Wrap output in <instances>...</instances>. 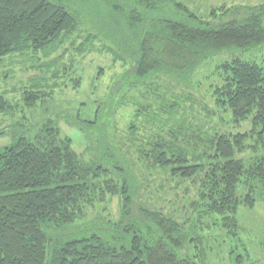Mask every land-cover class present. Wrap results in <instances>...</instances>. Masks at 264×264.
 <instances>
[{"label": "trees", "instance_id": "obj_1", "mask_svg": "<svg viewBox=\"0 0 264 264\" xmlns=\"http://www.w3.org/2000/svg\"><path fill=\"white\" fill-rule=\"evenodd\" d=\"M78 1L0 0V60L37 54L75 34L80 23L72 6ZM126 1L103 0L111 10H91L90 24L100 35L138 41L124 84L158 111L149 113L148 127L139 133L128 129L127 153L100 138L105 152L113 150V169L83 163L72 139L51 120L33 137L3 147L0 264H196L181 252L188 242L198 247L199 263L207 264L211 227L236 236L239 207L264 203V155L249 164L235 159L248 147L264 152V67L257 60L264 51V3L247 8L241 20L214 23L173 0ZM171 6L187 19L156 15ZM217 11L229 10L210 15ZM106 12L120 14L123 26L113 29L119 20ZM231 50L240 53L215 66L205 91L202 82H192L207 61ZM41 97L26 91L25 106ZM6 107L0 97V111ZM245 122L261 129L259 146L246 144L252 130L234 132ZM143 172L159 180L146 197L137 176ZM151 197L183 198L187 211L177 221ZM112 198L119 202L118 220L75 227ZM141 201L151 202L147 207ZM207 217L212 221L204 222ZM90 227L105 235L88 232Z\"/></svg>", "mask_w": 264, "mask_h": 264}, {"label": "rangeland", "instance_id": "obj_2", "mask_svg": "<svg viewBox=\"0 0 264 264\" xmlns=\"http://www.w3.org/2000/svg\"><path fill=\"white\" fill-rule=\"evenodd\" d=\"M79 1L72 6L73 11L77 10L76 15L80 23L75 34L37 54L15 53L0 60V97L7 103L6 109L0 111V150L10 146L21 136L33 137L42 125L51 120L57 124L62 136L72 139L73 149L83 163H100L113 169V150L105 152L99 145L100 138L117 142L123 146L124 153H127V142L130 140L127 136L128 129L133 130L131 127H135L136 133H139V129L148 127L147 116L152 110L157 112L159 105L153 104L149 108L144 98L138 97L124 84L131 72L138 41L100 35L90 24V16L94 14L90 11L105 12L111 8L107 9L103 0ZM173 1L197 18L214 23L241 20L247 8L264 3V0ZM126 2L128 5L133 3L131 0ZM222 8L229 11L226 14L217 11L216 17L210 15L212 10ZM123 9L128 11L131 7L124 6ZM69 10L73 15V11L70 8ZM104 14H114L119 20L120 25H111L113 29L123 26L120 14ZM156 15L171 20L187 19L183 12L173 6ZM239 53L231 50L207 61L192 75V82H202L201 86L205 91L207 87L203 82L212 75L215 66L231 60ZM257 60L264 67V51L260 52ZM26 91L42 94L38 103L31 108L26 107L23 100ZM249 130L252 131L246 139V144L259 146L256 142L261 131L259 127H252L249 122H245L234 132ZM262 155L263 151L248 147L246 151L236 154L235 159L249 164L255 157ZM137 176L141 196L146 197L151 189L159 185L158 179L144 177V172ZM182 189L183 187L180 191ZM173 192L176 193L177 190ZM151 199L153 204L156 203L166 215L177 221L187 211V202L183 198L169 202L161 197ZM144 201H141L142 205L148 207L151 201ZM98 219V224H101V220L110 222L119 219L117 198L90 210L87 219L77 222L75 227L81 224L97 225ZM203 221L209 223L212 219L207 217ZM237 221L239 230L236 236L228 234L227 230L219 231L217 227H211V234L206 240L207 246L210 247L205 261L207 264H264V203L258 199L252 208L240 206ZM88 232L105 235L102 230L93 227H90ZM197 250L198 247L195 249L194 244L188 242L181 252L191 259L194 258L196 264H200L195 258Z\"/></svg>", "mask_w": 264, "mask_h": 264}]
</instances>
